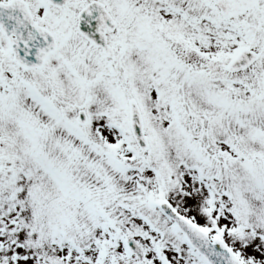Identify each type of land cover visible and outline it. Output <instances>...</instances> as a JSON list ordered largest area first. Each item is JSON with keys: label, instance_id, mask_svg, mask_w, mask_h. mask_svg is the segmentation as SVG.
Instances as JSON below:
<instances>
[{"label": "snow or ice", "instance_id": "obj_1", "mask_svg": "<svg viewBox=\"0 0 264 264\" xmlns=\"http://www.w3.org/2000/svg\"><path fill=\"white\" fill-rule=\"evenodd\" d=\"M0 264H264V0H0Z\"/></svg>", "mask_w": 264, "mask_h": 264}]
</instances>
